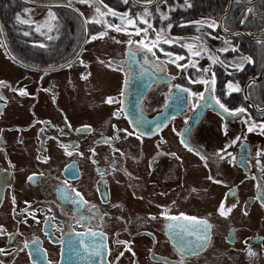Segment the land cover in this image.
Returning a JSON list of instances; mask_svg holds the SVG:
<instances>
[{"label": "flooded vegetation", "instance_id": "flooded-vegetation-1", "mask_svg": "<svg viewBox=\"0 0 264 264\" xmlns=\"http://www.w3.org/2000/svg\"><path fill=\"white\" fill-rule=\"evenodd\" d=\"M159 5L166 13L167 5ZM151 15L140 35L113 24L107 34L121 56L93 62L85 45L62 68L56 67L72 54L62 49L74 42L59 38L57 29L48 43L34 42L33 55L16 54L22 51L17 45L13 51L39 69L13 61L0 40V264H264L261 88H247L255 109L237 87H217L214 25L203 24L199 41L198 33L175 38ZM4 33L7 41L9 30ZM158 35L153 56L139 41L151 46ZM127 50L137 55L127 57ZM102 64L117 75L111 88L114 80L101 74L106 91L90 82ZM131 77L135 88L146 87L140 107L147 117L167 106L174 110L148 133L131 125L123 110ZM201 93L229 112L245 111L232 116L207 108L188 130ZM109 97L115 102L106 103ZM74 104L96 111L95 119L77 122ZM183 217L211 227L205 232V225Z\"/></svg>", "mask_w": 264, "mask_h": 264}, {"label": "trees", "instance_id": "trees-1", "mask_svg": "<svg viewBox=\"0 0 264 264\" xmlns=\"http://www.w3.org/2000/svg\"><path fill=\"white\" fill-rule=\"evenodd\" d=\"M28 1L38 3H68L71 0ZM136 1L142 3L149 2V0ZM227 1L228 0H159V4H166L168 9L166 13L162 11L158 13L159 10L157 11L159 16H155V23L157 24L159 22V25H171L169 31L173 35L178 34L190 37L192 34L198 33L194 38L198 41L201 39L200 29H204L203 24L208 23L209 25H214L218 35L217 39H219L220 42L218 48L222 54L221 57L225 61L230 62L232 67L231 70H226L227 73L224 72L222 66L220 68L217 67V87L236 86L240 88L244 80L249 77H255L260 71L264 70V42L250 40L240 33L224 35L220 32L217 19L225 11ZM99 4L101 9L107 12L111 9L115 14L127 13L128 18L134 21L135 26L141 25L135 21V11L138 8H136L130 0H128L127 3H125V0H102V3L99 2ZM27 7L31 6L19 0H0V19L2 24L5 25V29L9 30L8 41L14 50V44L19 46L20 44L18 45V43L20 42H26L27 39H35L34 26L20 23L17 20L18 16L20 20H23V10ZM51 10L55 17L54 21H52V26L59 31V38L65 34L64 25H67L69 28V34L65 40L71 41V38L74 37L75 34H77L78 38L79 32L76 30V25H78V27L81 26L78 16L69 9L52 8ZM58 10L60 11L59 13L57 12ZM148 10H152V8ZM108 16L112 19V16L115 15L108 12ZM221 23L226 31H244L248 35L264 38V0H257L253 4H246L241 0H233L230 10L222 17ZM128 25L129 24L126 26L123 25V27H128ZM100 28V24H98L96 28L94 25H90V34H98ZM25 33H28L27 37L22 36L23 34L25 35ZM81 34L79 36H81ZM77 38L74 37V40ZM78 42L79 39H77V43ZM24 44H27V42L23 43V45ZM76 45L77 44L74 42L71 48H63L61 54H65L66 52L69 54L72 53ZM245 58H250L251 63ZM249 87L261 88V97L264 100V78L262 81L250 83ZM237 93L240 95L241 91L239 90Z\"/></svg>", "mask_w": 264, "mask_h": 264}, {"label": "rangeland", "instance_id": "rangeland-1", "mask_svg": "<svg viewBox=\"0 0 264 264\" xmlns=\"http://www.w3.org/2000/svg\"><path fill=\"white\" fill-rule=\"evenodd\" d=\"M72 3L82 12L84 17L88 21L92 22L91 24L89 23L90 25H94V27L96 28V26H98V24H100L103 27L104 31H105V29L107 30L108 34L111 31V27H109V25H112L113 23H116L118 25H125L126 26L128 24V20H129L128 16L125 17L124 19H121V17H123V15L125 13L115 14V16H112V19H110L109 16L101 15V13H102L101 11H100V13H98L96 11V9L99 7L100 4H99V2L97 0H93V1L92 0H87V2H84V3L77 2V1H72ZM51 9L50 8L27 7L26 9L23 10V16H24L23 20L27 21L24 24H31L32 26H34V28H35V30H34L35 39H33V40H28L27 39V41L25 40L27 42V44H24V45H19V44H23V43H26V42L18 43V45L22 49V51H19L16 48L19 51V52H16V54L25 55L24 53H26V52H23V50H26L27 52L32 53V55H33L34 53L37 52V49L34 48V42H37V43H48L49 41H51V39H49V37H51L50 34H52V31H54L56 29L54 26H52V19L50 17V14H51V16H53V12H52ZM64 9H66V8H64ZM157 11H158V13H160L162 11V8L159 5V2L157 4L153 5L152 10H148V9H145V8H139V9H137L135 11V14H136L135 21L139 17H141L143 22H148L149 16L152 18L151 14H153V15L157 14L158 15ZM57 12L59 13L60 11L58 10ZM95 21H100V22L96 23ZM49 25H51V30H49ZM64 27H65V34H63L60 37V38L64 37L62 40H65L67 35L69 34L68 26L64 25ZM88 27L90 28V26H88ZM76 28H77L76 29L77 32H79V35H80L82 27L81 26L78 27V25H76ZM24 29H26V28H24ZM94 34H96V33H94ZM94 34H92V36L89 39V44H88L89 46L86 48V54H85L86 57H89L91 59V61L94 62V61L97 60L98 57L101 58L102 56H116V57L121 56V54L119 52L122 49L121 46L115 44L116 42L114 40L110 39L108 34L106 36H102V37L101 36L98 37L99 35L98 36L95 35V37H97V38L93 39L92 37L94 36ZM79 35H78V38H77V34H75L74 37L80 40L81 36H79ZM22 36L27 37V35H24V34ZM173 36L175 37V35H173ZM74 37L71 38V42H75L77 44V39L74 40ZM215 40L219 41V39H215ZM14 45L16 47V44H14ZM218 56L219 57H218V65H217V67L220 68L222 66L224 72H226L227 69L231 70V68H232L231 64L228 65L229 68H226L222 64V60H224L221 57L222 54L220 53ZM31 65L35 66V67H38V66L33 65V64H31ZM93 65L96 66V64H93ZM107 65L111 66L112 71L115 72L116 67L112 66L110 63H107ZM105 67H106V65L102 64V68L101 69L103 70V72L95 71V74L93 73L92 76L90 75L91 85H95L96 87L100 85V86H102L104 91H106V89H104L105 87L103 86V81L101 79V76H102L101 74H103L105 76V74L107 73L108 77H110L111 79L114 80L113 83H112L111 88L115 87V81L117 80L116 73L105 69ZM5 68H9V70L11 69L10 66H7ZM91 72L92 71H90V73ZM77 80L80 81L78 78H77ZM129 82H130V80L127 81L126 86L128 85ZM81 84H82V81L76 82V88L78 87L79 90H82ZM62 99H65V98H62ZM96 100L101 101V96L99 98H97ZM71 110L75 111L74 112V116H75L74 118H75V120L77 122L83 120V119H80V117L88 118V119H91L93 117V119H91V120H94L96 115H97L96 111L87 110V109H85L83 107L77 106L76 104H74V109H71Z\"/></svg>", "mask_w": 264, "mask_h": 264}, {"label": "water", "instance_id": "water-1", "mask_svg": "<svg viewBox=\"0 0 264 264\" xmlns=\"http://www.w3.org/2000/svg\"><path fill=\"white\" fill-rule=\"evenodd\" d=\"M19 1H21V2H23L25 4L34 5V6L48 7V8H54V7L55 8H58V7H61V8H66V9H69V10L73 11L79 17V19H80V21L82 23V26H83V33H84L83 38H82V41H81V44H80L79 48H77V50L75 51V53L73 55V56H77V54L81 50V47L83 46V44H84V42L86 40L87 30L88 29H87V23H86L83 15L75 7H73L72 5L67 4V3H36V2H30L28 0H19ZM157 1L158 0H152L149 3H139V2H136L135 0H130V2L134 6L139 7V8H149V7L153 6L154 4H156ZM232 1L233 0H228L227 7H226L224 13L222 15H220V17L217 19L219 29L224 34L240 33V34H242L243 36H245L246 38H248L250 40H261V41L264 42V38L258 37V36L248 35L244 31H232V32H228V31L223 30L222 25H221V19L228 12V10L230 8V4L232 3ZM241 1H243L246 4H252V3L256 2L257 0H241ZM0 38H1L2 42H3V44H4V47H5L6 51H7V53L14 60L17 61V58L10 52V50L6 46V42H5V38H4V34H3V28H2L1 21H0ZM127 56L128 57L135 56V53H130L129 52V54H127ZM140 72L141 71L138 70V73H140ZM263 75H264V71H263V73L260 74L259 77L246 79L245 82H244V84H243V86H242V92H243V94H244V90H245L246 85L250 81H258V80H260L263 77ZM133 77H134V75H133ZM132 78L130 79V81H132ZM133 81H134V78H133ZM145 89H146V87L139 88V90H136L135 87L134 88L133 87L130 88L129 90L126 91V94L124 96L123 102H124V109L126 111V114H127L128 118H129L131 124H135V122H137V120H140L141 121V124L139 126L144 131L149 132V129L150 130H153L154 128H156V127H158V126H160L162 124V122L164 121V115L161 114V116H159L158 118H157V116H158L157 115L155 118L149 119L144 114H142L140 112L139 101H140V97L142 96V94L145 91ZM203 103H205V102H203ZM205 107H206V105L203 104L202 109L199 111L200 114H201V112H203V110L205 109ZM170 114H172V113H170ZM170 114L167 113V117ZM192 125H194V123H192L190 125V128H191Z\"/></svg>", "mask_w": 264, "mask_h": 264}, {"label": "snow or ice", "instance_id": "snow-or-ice-1", "mask_svg": "<svg viewBox=\"0 0 264 264\" xmlns=\"http://www.w3.org/2000/svg\"><path fill=\"white\" fill-rule=\"evenodd\" d=\"M81 2L84 3V2H87V0H81ZM98 2L102 3V0H98ZM127 2H128V0H125V3H127ZM149 2H151V0H149ZM96 11H97L98 13H100V8H97ZM108 12L111 13L112 15H115V13L111 11V9H109ZM107 14H108V13H101V15H107ZM146 14H147V13H146ZM127 16H128V14L125 13L124 16L121 17V19H124V18L127 17ZM50 17H51L52 20L55 19V17H54V16H51V14H50ZM17 20H18L20 23H26V22H27V21L20 20V17H19V16L17 17ZM95 22H96V23H99L100 21H95ZM90 23H91V21H90ZM128 24L131 25V26H135L134 21L131 20V19L128 20ZM209 26L212 27L213 25H209ZM109 27H113V26L109 25ZM169 27H171V25H169ZM114 28H115V31H118V32L122 30L120 26H114ZM149 28H151V25H149ZM49 30H51V25H49ZM142 31L145 32V33H147V29H138V30L136 31L135 34H136V35H140V32H142ZM27 34H28V33H25V35H27ZM104 35H107V32H103V33H101V37L104 36ZM51 38H52V37H49V39H51ZM92 38H93V39H96L97 37L93 36ZM161 39H162V37L158 35V36H157V40H156V41H153L152 44H151V46L145 44L143 40L139 41V44L141 45L142 48L146 49L147 52L152 53L153 56H156V53L153 52V48H155V47L157 46V43H158ZM117 42L119 43L120 41H117ZM163 42H164V43H169L170 41H168V40H164ZM133 43H135V42L132 41V40H129V41H128V44H129V45H131V44H133ZM193 54H194V55H199L200 53H199V52H195V53H193ZM167 55H171V54L168 53ZM157 59H159V58L157 57ZM182 59H184V57H181V56H177V57H176V60H182ZM245 59H247L248 62L251 63V60H250L249 58H245ZM172 62L175 63V61H172ZM215 62H216V61L213 60V63H215ZM178 67H184V66H183V65H178ZM205 71H207V69H205ZM82 78H86V77H82ZM202 82H203V83H206V84L209 83L208 81H202ZM214 83H215V78L213 77V79H212V81H211V84L214 85ZM3 85H4V82H3V81H0V86H3ZM230 87H231V86H230ZM233 90H235V91H239L240 89L237 87V88H235V89H233ZM184 91H188V90H187V89H184ZM200 97H201V99H203V93L200 94ZM114 102H115V100H114L113 98H111V97H109V98L106 100V103H108V104H112V103H114ZM216 104H218L219 107H220L221 109H223L224 112H229V109H227L222 103H220L219 100H216ZM244 111H245V109L241 108V109H237L236 111L229 112V114L232 115V116H236L238 113H243ZM89 127H90V126H85V127L82 128V129H77V131H78V132H84V131H87V130L89 129ZM254 127H255V125L250 126V127L248 128V131H249V132L253 131ZM260 127H261L262 130H264V124L260 125ZM130 134H131V133H129V135H130ZM236 139L238 140L239 137H237ZM235 142H236V141L234 140L233 143H235ZM182 143H183V141H182ZM185 146L187 147V145H185ZM188 150H189V151H192L191 148H189ZM229 155H230V154H229ZM257 155L259 156V155H261V153H257ZM201 159H203V157H201ZM220 159H224V157H223V156H220ZM29 179L31 180V179H33V177H29ZM208 179L211 180V179H213V178H212V177H209ZM214 182H216V183H220V181H214ZM76 195L79 196L80 194H79V193H76ZM65 199H70V198H69V197H65ZM262 207H264V203H262ZM222 208H223V205H221V209H222ZM229 211H230V209H229ZM220 215L225 216L226 213H225L223 210H221V211H220ZM165 218H166V219H169V220H177V219H180V217H170V216H166ZM153 219H154V217H153ZM183 219H185V220H191V221H197V218H195V217H183ZM197 223H198V224H203V225H205V232H207V230L210 229V227H211L210 225L207 224V221H197ZM207 238H208L207 235H204L203 237H201V239H207ZM117 243H124V242L117 241ZM129 250H130V249H129ZM249 254L251 255L252 253H249ZM121 255H123V253H121Z\"/></svg>", "mask_w": 264, "mask_h": 264}, {"label": "bare ground", "instance_id": "bare-ground-1", "mask_svg": "<svg viewBox=\"0 0 264 264\" xmlns=\"http://www.w3.org/2000/svg\"><path fill=\"white\" fill-rule=\"evenodd\" d=\"M226 7H227V5H226ZM230 7H231V4H230ZM229 10H230V8H229ZM229 10H228V11H229ZM223 13H224V12H223ZM223 13H222V14H223ZM227 13H228V12H227ZM227 13H226V14H227ZM222 14H221V15H222ZM226 14H225V15H226ZM225 15H224V16H225ZM261 73H263V72H261ZM261 73H260V74H261ZM260 74L258 75V77L260 76ZM263 76H264V75H263Z\"/></svg>", "mask_w": 264, "mask_h": 264}]
</instances>
